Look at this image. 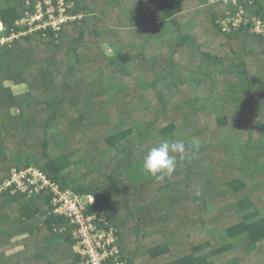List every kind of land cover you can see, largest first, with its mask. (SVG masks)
Wrapping results in <instances>:
<instances>
[{
  "label": "trees",
  "instance_id": "1",
  "mask_svg": "<svg viewBox=\"0 0 264 264\" xmlns=\"http://www.w3.org/2000/svg\"><path fill=\"white\" fill-rule=\"evenodd\" d=\"M65 2L75 20L2 49L0 186L35 167L93 196L126 264H264V0ZM36 5L0 0L8 35ZM166 139L199 149L157 181L141 162ZM53 198L0 193V264H83Z\"/></svg>",
  "mask_w": 264,
  "mask_h": 264
},
{
  "label": "built area",
  "instance_id": "2",
  "mask_svg": "<svg viewBox=\"0 0 264 264\" xmlns=\"http://www.w3.org/2000/svg\"><path fill=\"white\" fill-rule=\"evenodd\" d=\"M36 13H28L26 18L19 21V25L26 29L25 32L12 33L8 35L2 23H0V55L2 49L12 44L21 36L30 34L37 30H43L52 27L59 30L61 25L68 21L75 20L76 17L69 16L66 9L65 0H35ZM231 2L237 5L239 0H210L215 2ZM56 2V4H55ZM240 9H243L242 7ZM242 13L238 14L236 22L241 21ZM31 23L29 24V21ZM255 30L262 31L261 23L253 18ZM6 189L13 192H28L29 195L46 189L54 193L53 206L55 212L69 218L70 222L76 227V235L78 237L75 250L82 256L83 264H125L121 261L122 250L119 246V230L109 225L106 217H103L105 211L96 210L92 214H87L86 210L89 204H94L93 196L88 195V204L83 205L79 201L78 194L71 189H61L58 184L52 182L44 172L31 167L18 170H11L9 177L0 186V193ZM100 215H102L100 217Z\"/></svg>",
  "mask_w": 264,
  "mask_h": 264
},
{
  "label": "clouds",
  "instance_id": "3",
  "mask_svg": "<svg viewBox=\"0 0 264 264\" xmlns=\"http://www.w3.org/2000/svg\"><path fill=\"white\" fill-rule=\"evenodd\" d=\"M194 151L185 154V143L183 140H163L148 148L141 162L142 170L154 177L157 181L170 177L177 167V155L180 159L193 158L199 149V142H194Z\"/></svg>",
  "mask_w": 264,
  "mask_h": 264
},
{
  "label": "rangeland",
  "instance_id": "4",
  "mask_svg": "<svg viewBox=\"0 0 264 264\" xmlns=\"http://www.w3.org/2000/svg\"><path fill=\"white\" fill-rule=\"evenodd\" d=\"M30 23H31V20L29 21V24ZM222 24L224 26H227V24L225 22H223ZM121 48H122V45L119 42H113V43H108V44L103 45V50H104L105 54H107L108 56H116L118 53V50H120ZM218 71H219V73H221L222 69L219 68ZM3 84L6 88H10L15 95H22V94L29 92L28 85H17L13 81H5ZM11 113L13 116H18L21 114L20 110L17 108L12 109ZM86 197L87 196L84 197V196L78 195L79 201H81L83 205H86L89 202V199ZM211 228H212V226H211ZM19 247H22V246H17L13 250H17V249H19Z\"/></svg>",
  "mask_w": 264,
  "mask_h": 264
}]
</instances>
